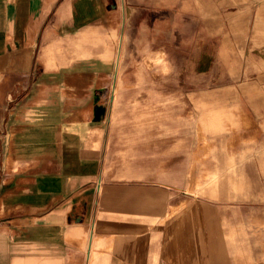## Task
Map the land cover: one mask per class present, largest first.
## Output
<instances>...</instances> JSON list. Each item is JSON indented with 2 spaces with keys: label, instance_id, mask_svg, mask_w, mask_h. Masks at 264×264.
I'll list each match as a JSON object with an SVG mask.
<instances>
[{
  "label": "crops",
  "instance_id": "crops-1",
  "mask_svg": "<svg viewBox=\"0 0 264 264\" xmlns=\"http://www.w3.org/2000/svg\"><path fill=\"white\" fill-rule=\"evenodd\" d=\"M263 59L264 0H0V264H264Z\"/></svg>",
  "mask_w": 264,
  "mask_h": 264
},
{
  "label": "rangeland",
  "instance_id": "rangeland-1",
  "mask_svg": "<svg viewBox=\"0 0 264 264\" xmlns=\"http://www.w3.org/2000/svg\"><path fill=\"white\" fill-rule=\"evenodd\" d=\"M199 35L200 34H196V41H198L199 39H200V37H199ZM198 51H200V50H196L195 52H196V58H197V53H198ZM112 54H114V55H116V50H106V49H104V50H100V56H104V58H106V59H111V61H114V58H112ZM162 55L160 54V55H158V57L157 58H155L154 60H151L150 58L146 61L147 62V64H148V66H152V65H160V64H162V62H163V60H162ZM262 61H264V59L263 60H260V62H258V64H257V67H263L264 68V64H262ZM260 63V64H259ZM105 67H113V66H111V65H109V66H105ZM218 65H216L215 66V68L216 69H218ZM218 74V73H217ZM171 81L170 82H166V83H163V85L165 86V87H171ZM159 87H162L161 85L159 86ZM158 88V87H157ZM157 88H156V90H157ZM158 89H161V88H158ZM164 98H166V97H164ZM140 103H142V101L140 102ZM148 104H155V97H148Z\"/></svg>",
  "mask_w": 264,
  "mask_h": 264
}]
</instances>
